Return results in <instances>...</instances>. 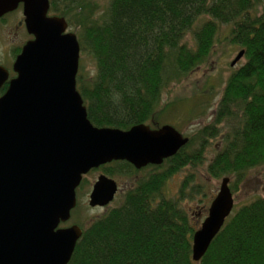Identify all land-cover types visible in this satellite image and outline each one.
Returning a JSON list of instances; mask_svg holds the SVG:
<instances>
[{
	"label": "trees",
	"instance_id": "trees-1",
	"mask_svg": "<svg viewBox=\"0 0 264 264\" xmlns=\"http://www.w3.org/2000/svg\"><path fill=\"white\" fill-rule=\"evenodd\" d=\"M101 8L96 14L91 0H49L48 10L78 28L79 50L94 61L93 74L77 73L75 83L95 127L154 125L162 93L207 62L220 25L230 26L228 44L245 61L229 73L212 122L167 159V170L139 178L116 207L82 228L68 264H264V196L234 208L193 262L191 237L200 222L180 205L187 177L175 199L161 194L163 181L190 162L182 153L193 141L202 149L222 139L206 170L213 178L232 175L236 183L264 166V0H105ZM113 164L135 172L125 162ZM100 169L113 175L110 165Z\"/></svg>",
	"mask_w": 264,
	"mask_h": 264
},
{
	"label": "water",
	"instance_id": "water-1",
	"mask_svg": "<svg viewBox=\"0 0 264 264\" xmlns=\"http://www.w3.org/2000/svg\"><path fill=\"white\" fill-rule=\"evenodd\" d=\"M21 4L32 39L0 67V264H68L81 236L78 226L58 228L75 208V189L90 170L126 162L139 170L158 166L184 147L173 127L128 130L93 126L75 87L79 44L61 17L47 16L48 0H0V17ZM243 56L239 51L233 67ZM118 190L100 174L87 205L105 207ZM233 208L228 178L220 180L206 216L191 237L199 262Z\"/></svg>",
	"mask_w": 264,
	"mask_h": 264
},
{
	"label": "rangeland",
	"instance_id": "rangeland-1",
	"mask_svg": "<svg viewBox=\"0 0 264 264\" xmlns=\"http://www.w3.org/2000/svg\"><path fill=\"white\" fill-rule=\"evenodd\" d=\"M91 2L97 6L94 12L99 14L102 10L101 6L105 4V0H91ZM17 7L18 13L12 12L9 17H3L1 21L3 23L0 24V67L2 66L8 70L10 79L14 77L11 66L16 54L19 53L20 48L26 41L31 39L25 30L24 22L22 26L17 25L18 19L23 17H21V12H19L22 5L19 4ZM61 7L62 4L59 3V8ZM256 8H258L257 14L262 12L261 6ZM47 15L51 14L47 12ZM64 20L66 21L65 18ZM229 29L230 26L227 25L218 26L214 37L213 51L207 62L181 78L179 82L175 83L172 81L168 88L165 89L159 104V108L162 109L157 114L158 117L154 121L155 125H169L178 131L181 136L189 139L193 137L198 129L212 122V114L220 99L221 90L229 73L231 70L241 66L245 61L241 57L234 67H229V63L240 51L239 47L228 44ZM65 32L72 33L77 38L78 28L68 23ZM186 41H190L189 34ZM5 65L8 66L6 67ZM93 72V59L79 50L77 73L83 77H90ZM222 126L225 130L229 129L224 123H222ZM222 146V139L220 140L218 137L210 139L209 143L204 144L202 149V145L193 141V144L188 146L182 153L186 155L190 162L181 167L177 173L165 179L161 184V194L166 198L175 199L181 189L180 184L187 177V192L180 201V205L188 213L196 216L194 219L198 223L205 216L210 201L218 191L220 180L224 177L213 178L206 172L212 157ZM197 152L201 155L199 160L192 156V154ZM190 157H194L195 160L190 159ZM166 162L167 159L158 168H146L129 175L122 173L119 165L113 163L108 164L113 169L110 170L113 173L112 176L106 175L100 168L89 171L84 175L80 185L75 190L76 206L73 213L69 220L59 224L58 228L72 225L78 226L80 229L84 228L95 217L116 207L120 203L125 189L134 184L139 178L154 172L167 170L168 163ZM100 174L113 179L118 186V192L109 205L105 207H89L87 205L88 195L92 184ZM225 177L228 178V188L233 198V209L255 197L264 196V166L246 171L240 182L235 183L232 175Z\"/></svg>",
	"mask_w": 264,
	"mask_h": 264
},
{
	"label": "flooded vegetation",
	"instance_id": "flooded-vegetation-1",
	"mask_svg": "<svg viewBox=\"0 0 264 264\" xmlns=\"http://www.w3.org/2000/svg\"><path fill=\"white\" fill-rule=\"evenodd\" d=\"M18 8V7H17ZM17 8L14 10V11H12V12H17L18 13V11H17ZM21 10L19 11V12H21V17L23 16L22 15V8H20ZM12 12H9V13H6L5 15H3L2 17H0V24L1 23H3V22H1L2 21V19H3V17H9V15L12 13ZM23 22H24V18L22 17L21 19H18V21H17V25L18 26H22V24H23ZM30 40V39H29ZM28 41V40H27ZM26 41V42H27ZM6 67L8 66V65H5ZM2 67V66H1ZM3 68V67H2ZM3 69H5L6 71H7V73H8V70L6 69V68H3ZM9 74V73H8ZM8 78H9V75H8ZM5 85V84H4ZM7 85V84H6ZM5 91V90H4ZM152 167L153 168H158V167H154V166H147V167H144V168H141V169H139V170H143V169H146V168H148V169H152ZM139 170H136V172H138Z\"/></svg>",
	"mask_w": 264,
	"mask_h": 264
}]
</instances>
